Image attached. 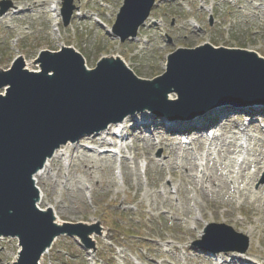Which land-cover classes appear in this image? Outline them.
<instances>
[{
    "label": "rangeland",
    "instance_id": "obj_1",
    "mask_svg": "<svg viewBox=\"0 0 264 264\" xmlns=\"http://www.w3.org/2000/svg\"><path fill=\"white\" fill-rule=\"evenodd\" d=\"M20 1L21 5L14 0H0V4L8 8L3 15L8 19L13 12L25 11L11 22L1 21L3 16H0V72L10 70L19 57L30 64L26 66L28 70H39L38 56L42 51L56 52L63 47L75 48L90 70H94L99 61H109L113 55L121 54L138 77L162 76L170 54L204 44L231 50H255L264 56V0H157L150 16V25L154 24L140 29V41L126 43L107 32L113 28L124 0H74L77 10L68 27H64L61 16L54 21L48 12L56 0ZM35 1L44 6L33 14L29 6ZM63 3L62 0L59 8H63ZM94 13L99 15L100 24ZM101 23L107 28L101 27ZM257 107L260 106L247 109L254 112ZM223 111L232 114L229 108ZM261 115L253 120L244 113L241 118L233 119V122L241 119L238 124L258 123L257 129H248L237 136L239 152L231 157L233 163L214 150L209 155L200 141L188 148L187 153L178 148L176 151L160 147L147 149L148 138L156 133L161 136L167 133L163 125L157 130L141 127L125 132L131 135H127L130 147L142 149L157 161L148 168L145 158L136 160L137 176L134 154L128 148L115 160L97 158L98 161L93 162L84 151L86 158L82 154L72 156V167H65L61 161L54 162L55 166L47 170L39 183L45 195L41 207L51 208L68 225L82 228L73 235L60 236L43 264H216V259L223 264H264V168L249 187L246 183L231 184L243 174L242 169L235 167L236 163L240 165L248 159L253 165L256 160L247 153L240 154V145L249 146L253 152L264 150V117ZM219 116L211 114L200 124L210 126L208 128L219 135L223 133V130L217 131ZM222 141L217 144L223 145ZM123 156L128 160V167L124 161L120 163ZM163 158L168 165L160 162ZM83 162L90 163L88 165L94 169H84ZM194 164L199 170L188 172ZM171 168L177 170L172 183ZM218 170L224 173V178L218 175ZM253 171L247 170L244 175L250 178ZM204 173L216 180V185L208 191L205 187L211 185L203 178ZM245 184L246 188L252 186L255 197L263 188L262 200L238 199L237 191L244 189ZM175 185L181 190L180 198L177 195L169 198L164 187L175 192ZM201 186L206 191L196 192V187ZM194 200L200 206H196ZM229 201L233 202L230 208L226 207ZM193 217H198L200 222H193ZM213 223L226 224L247 235L250 239L247 253H219L214 257L211 251L194 246L202 239L206 226ZM96 235L100 238L96 239ZM207 245L222 247L220 243ZM19 252L18 239H0V264H14Z\"/></svg>",
    "mask_w": 264,
    "mask_h": 264
},
{
    "label": "water",
    "instance_id": "obj_2",
    "mask_svg": "<svg viewBox=\"0 0 264 264\" xmlns=\"http://www.w3.org/2000/svg\"><path fill=\"white\" fill-rule=\"evenodd\" d=\"M72 2L65 4V26L74 11ZM154 4L155 0H125L113 27L122 43L136 38ZM202 47L170 55L168 73L160 79L165 90H154L150 82L139 81L121 62L104 60L88 71L82 56L69 49L43 53L41 73L25 71L19 61L10 72L0 75V88L10 87L6 96L0 95V238H19L22 252L17 264H37L56 235L81 228L56 227L52 213L36 205L33 175L60 145L102 130L147 106L154 110L160 105L184 106L203 114L222 103H264V60L247 51ZM126 78L130 87L125 86ZM173 82L182 83L185 90L180 101L169 104L165 93ZM132 84L156 92L161 102L152 95L148 103H137L134 96L126 94ZM185 98L190 102H184ZM206 242L222 245L214 248L215 252L245 253L249 248L248 237L219 224H211L198 244Z\"/></svg>",
    "mask_w": 264,
    "mask_h": 264
},
{
    "label": "bare ground",
    "instance_id": "obj_3",
    "mask_svg": "<svg viewBox=\"0 0 264 264\" xmlns=\"http://www.w3.org/2000/svg\"><path fill=\"white\" fill-rule=\"evenodd\" d=\"M61 1L62 0H56L55 7L57 8L58 12H59L58 6H60ZM14 2H16V4L21 5L20 0H14ZM43 6H44L43 3L35 1V2H32V4L29 7H30V10L34 11V10L41 9ZM52 8L53 7H51V9L48 10V12H50L52 14V20L56 21L58 19L57 10L52 9ZM22 11H24V10H22ZM36 12L37 11H34L33 14H35ZM7 17L8 16H6V17L3 16L1 21L4 22L5 20H7L6 22H11L13 19V16L9 15V19ZM81 17H83V16H81ZM84 19H86V17ZM151 21H152V18H150L149 21L145 24V26L147 28L151 27L154 24L153 23L150 25ZM101 27L107 28L102 23H101ZM107 32L109 34H112L110 28L107 30ZM134 40L140 41V38L137 37ZM73 49H75V48H73ZM250 51H251L250 53L256 54L264 60V56L261 55L258 51H255V50H250ZM110 61H111V63L112 62L113 63L122 62L128 68L131 67V65L128 64V61L126 60V58L124 56H122L121 54L113 55L111 57ZM26 63L24 64L25 68H26V66L30 65V64H28V63L26 64ZM154 69H156V68H154ZM166 69H168V62L165 64V67H164V70H166ZM156 70L159 71V69H156ZM33 72H40V71H33ZM49 75L52 76L53 71H51L49 73ZM138 78L141 80H146L145 78H149V80L147 79V81L152 82L154 90L155 89L165 90L160 84V76H155V75L154 76L152 75L150 77L149 76H142V77L139 76ZM182 79H183V77L181 76L178 81H181ZM124 82H125V86H126V83L129 87L131 86V83H130V81H128V78H126ZM172 86L173 87L170 88L168 90V92L165 93V97L167 100H177L179 93H182L185 90V88L183 87L184 85H182V83L173 82ZM144 90L145 89L142 88L141 85L134 86L132 84V90L127 88L126 94L134 96V98H136L135 101L137 103H139V102L148 103L149 100H151L150 98H152V95L156 100H160V102H161V99L156 95V92H153V91L148 92V91H144ZM136 94H139L142 96H137ZM158 95H160V94H158ZM186 99H188V98H185V100H184V102H186V103L190 102V100H191V99H189L187 101ZM232 106H231L232 107V114H227V113L223 114L222 117L224 118V121L219 120V122H218L217 131L220 132L221 130H223V133L220 132L221 134L214 135L212 139H208L204 136L207 127L202 126V124H196V122H198L199 120H204L209 115L215 114V113L221 111L223 109L222 107L212 108L209 111H207L205 114L195 116L193 118V120L182 121L183 119H181V118L175 120L174 122L180 123L179 125L168 123L165 120L163 121L162 118L158 117V115L153 113L150 110V108H146L142 111H137L134 114L127 116L126 118H124L120 122L110 124L106 129H104L100 132H96L92 135H88L86 137H83L82 139L86 142L87 145H85V143H81L82 139L80 141H77V142H68L67 144L62 145L52 157H49L47 159L44 167L41 168L40 170H38V172L33 177L34 178V184L36 185L37 191H38V198L36 199L37 207L45 213H47V212L52 213L53 222H54V225L56 227L64 228L67 226V223L65 221H63V219H61L56 214V212L53 211L51 208H42L41 207V205L44 203L45 195H44L43 190L40 188L39 183L47 175V173H46L47 170L50 169L51 166H55L54 162H56V161L62 162L63 159L66 158L67 156H70V158H71V154H73V153L81 152V154L83 155V150H86L89 153L93 154V155H91V157L93 158V162H97L98 159L95 158V156H97V157L101 156V158H99L101 161L104 159L115 160L118 153H122L128 148L129 151H133V154H134L133 160H134V174H135V176H137L136 170L138 168V163H135L136 160H138L140 158H145L147 160V167L148 168L152 165H156L157 161L155 160V158H151L147 153H143L142 149L130 147L131 145L128 143L129 137H127V135H129V136H131V135L126 134L125 132H127L128 130H133V131L140 130L141 127H143V128L152 127V128H156V130H157V129H159V128H157L159 126H162V125L165 126L164 124H170V126H165V128L166 127H168V128H167V134H165L164 136H161L159 133H156V135H153L152 138L147 139V149L149 147L152 149H154L155 147H160L164 150L170 149V150L176 151V149L178 148L179 150L183 149V151L186 152L188 150V148L190 146L194 145V143L198 140V141H201V145L206 146L208 154L210 153V151L214 150L215 152H217L218 155L225 157L226 160L233 163V159L231 157H233L234 155H237L239 152V144H238L239 138H237V136L245 133L248 129H251V130L257 129V126H258V124H250L247 126L241 125V124H238V122H236V121L233 122V119L241 118L244 115V113H252L254 116H257L259 114L264 113V111L261 107H257L259 109H256L254 112H249L248 109H246L245 107L234 106V105H232ZM234 108L240 109V112L236 113L234 111ZM234 113L237 114V117H236V114H234ZM183 114H186V111ZM261 116L264 117V115H261ZM145 121L147 123L144 124ZM187 124H188V126H185ZM118 135H119V137H118ZM181 136H184L183 138H186V136L191 137L190 144L188 146H185L184 148L182 147V144L180 142ZM228 139H232V140H234V142L232 143V142L228 141ZM220 140H223L222 141L223 145L217 144V142ZM88 145L89 146L94 145V147H92V149H91L88 147ZM111 147L117 148V151L114 154H112L111 151L108 149ZM104 148H107V149L105 151H102ZM218 148H220L221 151H219ZM209 155H211V154H209ZM248 155L254 156L256 158L254 164L250 165L248 159L244 160L242 163L243 174H241L239 178H235L234 181L231 182V184L241 185L243 183H246L247 186L249 187L250 184L253 182V180H255V178H258L259 172L263 169V166H264V150H263V152L262 151L261 152H259V151L253 152V150L251 148H249L248 149ZM84 158H86V156H84ZM166 160H167L166 158H163L160 160V162H163V164L167 163V165H168L169 162ZM123 161H124V165L126 167H128V165H127L128 160L125 157H123L122 160L120 161L121 165H122ZM69 163H71L70 159H69ZM83 163H84V169H86V170L94 169L93 166L88 165L90 163H88V164L86 162H83ZM69 166H71V165H69ZM251 166H254V168L250 169ZM171 169H172L171 170V172H172L171 183H172L174 181V179L177 177V170H175L173 168H171ZM198 170H199V168L196 164H194L192 166V168L187 169L188 172H191V171L197 172ZM247 170H254L250 178H248V176L244 175V172H246ZM217 173L222 178H224V173H222L221 170H218ZM231 174L233 175L234 173L232 172ZM203 178L206 180V182H208L211 185L210 187H205L207 189V191L216 185V180L211 175H207V173L206 174L204 173ZM224 183L226 186L230 185L226 182H224ZM246 184H245L244 189H240V188L238 189V191H237L238 197L241 198L243 201H245V200L247 201L251 198H254L252 200V202H259L260 200H262V198L260 197V194L263 192V188H260L256 192V194H258V195L255 197V193L252 191V186H251V188H246ZM173 189L175 190V192H173V191L170 192V191H168L167 187L165 186L164 187L165 195H167L169 198H171L174 195H177L180 198V194H181L180 188L176 187V185H175V187ZM206 189L204 190V187L201 186L200 188L196 187L195 191L196 192H204V191H206ZM189 200H191V198ZM193 202L195 203L196 206H200V203L198 201L194 200ZM232 203H233L232 201H229V203L226 204V207H228V208L232 207ZM187 206H189V204H187ZM217 207L220 208L221 206L218 205ZM228 210L230 211V209H228ZM192 220L195 223L200 222L198 217H193ZM92 227H95V226H92ZM93 230H95V229H93ZM63 235H66V234H61V235L55 236L52 244L41 255L38 264L44 263L45 257L51 253L54 245L59 240V237L63 236ZM95 238L99 239L100 236L96 235ZM18 260H19V257L16 259L14 264H16ZM216 261H217L216 262L217 264L221 263L219 259H217ZM239 262L244 263L245 261H242L239 259Z\"/></svg>",
    "mask_w": 264,
    "mask_h": 264
}]
</instances>
